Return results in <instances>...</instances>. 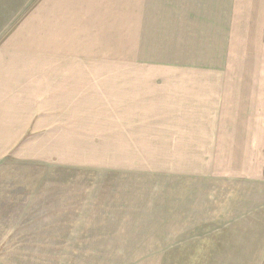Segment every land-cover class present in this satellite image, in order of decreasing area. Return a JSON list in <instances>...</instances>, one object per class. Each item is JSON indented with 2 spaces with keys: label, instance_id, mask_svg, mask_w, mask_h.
Instances as JSON below:
<instances>
[{
  "label": "rangeland",
  "instance_id": "obj_1",
  "mask_svg": "<svg viewBox=\"0 0 264 264\" xmlns=\"http://www.w3.org/2000/svg\"><path fill=\"white\" fill-rule=\"evenodd\" d=\"M15 1L23 7L0 8V63L29 52L42 63L38 37L23 34L43 0ZM238 1L100 0L72 14L81 39L49 63L144 65L134 75L156 82L264 81V8ZM253 140L251 176L239 178L66 146L5 158L0 264H264V136Z\"/></svg>",
  "mask_w": 264,
  "mask_h": 264
},
{
  "label": "crops",
  "instance_id": "obj_2",
  "mask_svg": "<svg viewBox=\"0 0 264 264\" xmlns=\"http://www.w3.org/2000/svg\"><path fill=\"white\" fill-rule=\"evenodd\" d=\"M253 2L263 7L247 8H264V0ZM0 3L23 7L15 0ZM100 3L43 0L29 22L35 27L28 23L23 34L38 37L42 63H32L37 55L30 52L23 55L28 63H0V161L66 146L67 152L126 153L130 160H137L135 153L182 159L160 168H184L188 176L189 167L197 169L194 176H251L253 138L264 136V81L156 82L134 75L149 70L144 65L49 63L81 39V22L72 14Z\"/></svg>",
  "mask_w": 264,
  "mask_h": 264
}]
</instances>
